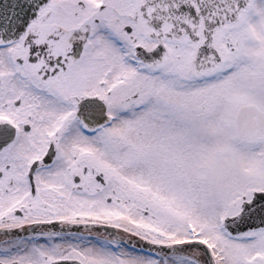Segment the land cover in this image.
<instances>
[{
    "label": "snow or ice",
    "instance_id": "6c2138e0",
    "mask_svg": "<svg viewBox=\"0 0 264 264\" xmlns=\"http://www.w3.org/2000/svg\"><path fill=\"white\" fill-rule=\"evenodd\" d=\"M0 264H264V0H0Z\"/></svg>",
    "mask_w": 264,
    "mask_h": 264
}]
</instances>
